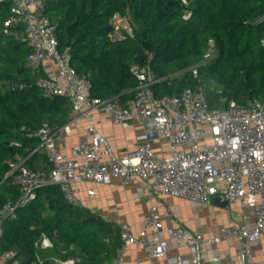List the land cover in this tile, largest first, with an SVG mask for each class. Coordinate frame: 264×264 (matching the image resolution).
Here are the masks:
<instances>
[{
  "label": "trees",
  "instance_id": "obj_1",
  "mask_svg": "<svg viewBox=\"0 0 264 264\" xmlns=\"http://www.w3.org/2000/svg\"><path fill=\"white\" fill-rule=\"evenodd\" d=\"M11 8L10 0L0 1V209L20 197L12 162L50 169L41 150L30 155L39 140L28 132L43 122L60 127L72 111L67 97L46 95L38 84L43 72L26 65L28 42L14 37L3 42ZM46 12L57 22L59 49L88 77L94 97H117L125 104L138 85L133 65L150 63L165 77L154 85L158 97L202 87L210 107L219 106L222 97L243 106L254 96L264 101V0H51ZM116 12L130 17L135 36L111 40ZM211 40L217 49L213 58L171 75L200 62ZM3 227L0 253L15 251L18 264H41L36 242L43 236L54 256L74 264H108L121 245L119 223L70 202L60 184L38 187Z\"/></svg>",
  "mask_w": 264,
  "mask_h": 264
},
{
  "label": "built area",
  "instance_id": "obj_2",
  "mask_svg": "<svg viewBox=\"0 0 264 264\" xmlns=\"http://www.w3.org/2000/svg\"><path fill=\"white\" fill-rule=\"evenodd\" d=\"M1 1V0H0ZM11 14L4 22L3 42L10 38L24 39L30 52L26 65L43 72L38 84L46 95H62L72 102L69 120L60 127L43 122L28 132L39 140V146L30 155L42 150L50 164L49 170L32 169L25 160L12 162L13 183L20 192L16 202L9 201L0 209V239L4 233L5 218H15L16 208L30 202L38 187L60 184L65 197L80 205L75 185L83 181L110 184L119 178L124 185L142 180L148 187L149 198L172 195L188 197L204 204L214 197L228 202L240 201L243 210L252 208L254 224L244 222L222 228L224 236L233 235L244 241L242 261L236 264H261L254 258L251 244L264 238V101L259 96L239 105L234 99L221 98V104L210 107L202 87H186L178 94L156 96L154 85L160 77L150 63L133 65L138 85L134 97L125 104L117 97L103 99L90 93V81L70 63L69 53L59 49L57 22L46 12L51 0H10ZM188 4V0H183ZM190 12L185 16H189ZM113 41L135 36V27L129 16L116 12L111 17ZM264 44V37L262 39ZM206 57L171 75H181L196 69L217 54L211 40ZM99 109L106 119L126 127L133 119L140 120L143 130L135 148L127 147L124 154L114 156L109 140L93 123L83 137L70 146L67 136L74 129L78 114ZM166 138L170 151L156 156L152 142ZM18 145L17 142H14ZM244 218L248 215L244 212ZM121 245L108 264H124L130 246L144 249V258L160 257L168 252L162 239V216L153 205L142 219V228L135 234L132 226L121 220ZM179 246L191 245L192 264H205L204 245L211 240L178 223L171 229ZM216 241L220 238L215 237ZM38 248L51 246L46 236L36 242ZM13 250L0 253V262L18 264ZM74 259L57 256L42 258L41 264H74ZM171 264H189V261L170 257Z\"/></svg>",
  "mask_w": 264,
  "mask_h": 264
},
{
  "label": "crops",
  "instance_id": "obj_3",
  "mask_svg": "<svg viewBox=\"0 0 264 264\" xmlns=\"http://www.w3.org/2000/svg\"><path fill=\"white\" fill-rule=\"evenodd\" d=\"M73 131L68 134L69 147L83 137L86 127L93 123L98 131L110 142L115 157H121L126 148H135L137 137L143 130L140 120L133 119L124 127L106 119L99 109H90L85 114H78ZM156 156H165L170 151V143L166 138L152 142ZM42 151V150H41ZM77 200L80 205L101 214L104 218L129 223L135 234L142 228V219L149 209L155 205L162 216V239L168 245L167 254L151 259L144 258V249L135 245L130 246L125 255L124 264H171L170 257L189 261L193 256L191 245L179 246L172 236L171 229L181 223L195 233H201L211 238L203 248L202 258L205 264H236L242 261L244 241L237 236L222 234L224 226L248 222L254 224L255 216L252 208L243 210L240 201L204 204L188 197L165 195L149 198L150 192L142 180L124 185L119 178H113L110 184L96 181H83L75 185ZM244 212L248 218H244ZM219 237L216 241L214 238ZM254 258L264 264V238L260 243L250 245ZM54 256L52 246L42 248L41 257ZM0 264H5L0 262Z\"/></svg>",
  "mask_w": 264,
  "mask_h": 264
},
{
  "label": "rangeland",
  "instance_id": "obj_4",
  "mask_svg": "<svg viewBox=\"0 0 264 264\" xmlns=\"http://www.w3.org/2000/svg\"><path fill=\"white\" fill-rule=\"evenodd\" d=\"M209 52V49L207 48L206 50H205V53H204V55L200 58V60L202 61L206 56V54ZM195 64H199V63H194V64H192V65H190V66H194ZM175 73V72H174ZM173 73V74H174ZM42 251V248H39V252H41Z\"/></svg>",
  "mask_w": 264,
  "mask_h": 264
},
{
  "label": "water",
  "instance_id": "obj_5",
  "mask_svg": "<svg viewBox=\"0 0 264 264\" xmlns=\"http://www.w3.org/2000/svg\"><path fill=\"white\" fill-rule=\"evenodd\" d=\"M213 201L216 202V203H223L224 205L227 203L226 201H224V202L221 201L219 196H215Z\"/></svg>",
  "mask_w": 264,
  "mask_h": 264
}]
</instances>
